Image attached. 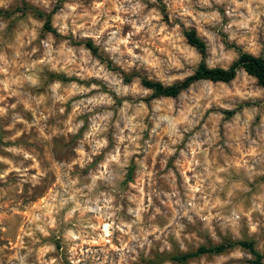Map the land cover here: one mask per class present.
I'll return each instance as SVG.
<instances>
[{
    "label": "rangeland",
    "instance_id": "374dc122",
    "mask_svg": "<svg viewBox=\"0 0 264 264\" xmlns=\"http://www.w3.org/2000/svg\"><path fill=\"white\" fill-rule=\"evenodd\" d=\"M190 29L208 67L264 58V0H0V264H251L171 259L239 241L264 260V88L123 81L193 73Z\"/></svg>",
    "mask_w": 264,
    "mask_h": 264
},
{
    "label": "trees",
    "instance_id": "16d2710c",
    "mask_svg": "<svg viewBox=\"0 0 264 264\" xmlns=\"http://www.w3.org/2000/svg\"><path fill=\"white\" fill-rule=\"evenodd\" d=\"M161 11L164 12V6H161ZM42 18H44V28L48 32L58 35L57 32L51 26V16L52 13L44 14L42 12H37ZM184 37L187 43L194 47L200 54L201 60L197 68L189 76L185 77L182 81H178L172 85L165 86L158 81H152L145 77L137 76L136 74L123 75L124 82H130L134 77L140 79L141 85L148 90L152 91L153 98L159 97H170L175 98L181 94L184 90L188 89L191 85L196 82L206 80L210 82H220L229 83L235 79L239 70H243L248 76L253 77L256 80L258 86L264 88V58L260 56H255L253 54L243 52L241 49L234 47L237 51V58L234 60L228 68L220 67H208L205 63V58L207 54V46L205 42L200 39L195 30L190 29L184 31ZM75 43V42H73ZM82 44L92 52L93 55L98 56L97 50L93 47L90 41L83 42ZM110 68V62H107ZM134 170V165L131 164L128 173V179ZM239 246L246 249L252 256L251 264H264V260L261 254H259L252 241H239V242H229L223 243L216 246H200L194 252L185 253L179 256H174L171 259L176 262H185L194 257L204 255V254H221L226 250Z\"/></svg>",
    "mask_w": 264,
    "mask_h": 264
}]
</instances>
